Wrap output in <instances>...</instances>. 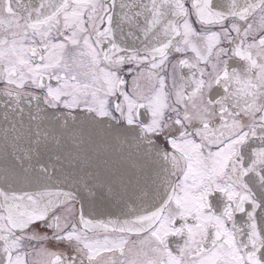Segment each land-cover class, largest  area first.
I'll return each instance as SVG.
<instances>
[{"label": "snow or ice", "instance_id": "6c2138e0", "mask_svg": "<svg viewBox=\"0 0 264 264\" xmlns=\"http://www.w3.org/2000/svg\"><path fill=\"white\" fill-rule=\"evenodd\" d=\"M0 264H264V0H0Z\"/></svg>", "mask_w": 264, "mask_h": 264}]
</instances>
